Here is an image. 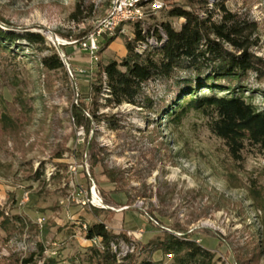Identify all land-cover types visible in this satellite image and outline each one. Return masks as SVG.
<instances>
[{"label": "rangeland", "instance_id": "374dc122", "mask_svg": "<svg viewBox=\"0 0 264 264\" xmlns=\"http://www.w3.org/2000/svg\"><path fill=\"white\" fill-rule=\"evenodd\" d=\"M110 1L84 0L86 18L76 23L69 16L77 0H0V18L11 28L0 27L41 34L64 64V72H44L41 54L24 42L0 53V264H23L40 248L59 264H102L82 225L101 220L126 237L115 215L121 225L144 231L123 264H172L171 257L147 247L162 232L189 236L214 253L215 264H264V149L246 144L233 159L210 132V117L192 109L178 119L127 103L106 106L107 96L100 93V120L91 116L98 65L122 59L125 40L133 39V25L115 33L107 48L104 36L97 61L79 48L81 35L105 17ZM162 3V10L148 13L146 27L169 22L178 30L184 20L168 17L174 6L192 5L204 17V9L223 4L255 24L250 52L264 60V0ZM213 20H219L217 12ZM145 90L169 108L163 87L150 83ZM243 98L257 107L264 103L258 92H244ZM82 104L89 134L73 120L72 107ZM92 190L108 208L90 205ZM123 207L128 209H109ZM91 209L111 214L95 217Z\"/></svg>", "mask_w": 264, "mask_h": 264}, {"label": "trees", "instance_id": "16d2710c", "mask_svg": "<svg viewBox=\"0 0 264 264\" xmlns=\"http://www.w3.org/2000/svg\"><path fill=\"white\" fill-rule=\"evenodd\" d=\"M83 2L77 0L75 3L69 16L72 22L78 23L86 18L83 16ZM216 9L218 11L204 9L205 16L200 17L201 9L192 5L189 9L172 7L168 17L184 20L178 30L169 22L152 27L134 24L133 39L125 40L126 55L119 61L109 60L97 67L91 116L100 120L95 117L100 93L107 96L106 106L127 103L155 114L161 110L176 115L178 119L192 109L210 117V132L224 142L233 159L240 158L246 144L264 149V103L257 107L243 98L244 92H258L264 100V60L250 52V47L256 44L252 40L255 24L229 12L223 4L217 5ZM215 12L219 14L218 21L213 20ZM0 23L11 28L1 18ZM117 37L106 38L105 48ZM16 42H24L41 54L39 64L44 72H64L59 55L54 48L47 46L41 34L29 31L16 34L0 27V53ZM139 43L145 46L140 52L137 51ZM150 83L163 87L165 95L170 96L169 108L146 94L145 87ZM202 91L211 93L200 94ZM72 108L75 126L82 127L89 134L91 122L85 116L87 107L82 104ZM89 149L93 152L92 146ZM91 211L95 217L101 212L111 214L110 210ZM85 237L101 239L103 249L93 247L91 251L102 264L106 260L117 263L111 244L128 241L125 235H116L105 229L101 220L87 226ZM147 247L151 252L160 251L171 257L172 264H215L214 253L187 235L162 232L160 237L150 240ZM130 257L128 255L123 261ZM38 260L42 264H59L54 258L43 257L41 248L35 258L32 256L23 264H36ZM129 264L162 262L143 259Z\"/></svg>", "mask_w": 264, "mask_h": 264}, {"label": "built area", "instance_id": "2783aa9c", "mask_svg": "<svg viewBox=\"0 0 264 264\" xmlns=\"http://www.w3.org/2000/svg\"><path fill=\"white\" fill-rule=\"evenodd\" d=\"M162 0H111L110 7L105 15V17L97 21L90 31L84 36L82 40L78 42L79 48L83 51L89 53L90 58L97 61V53L99 50V40L104 36L112 37L115 33H124V27L126 25L140 24L144 27L148 13H156L163 9ZM143 43L137 45V51H141L144 48ZM93 191L91 193V201L89 202L92 207L108 208L102 204L101 199L96 195V200H94ZM114 212H121L127 210L128 207H123L119 209L109 208ZM147 218L152 222V224L157 225L150 217L146 215ZM87 225H82V231L85 236ZM105 229L108 231H114L116 229L109 227L105 224ZM144 234L143 229L137 231H127L126 237L127 242L120 241L117 244H111L113 252L116 254L117 263L123 261L125 257L130 255L134 249L136 243L142 238ZM86 238V237H85ZM90 244L94 247L103 249L101 244V239L94 237L92 239H87Z\"/></svg>", "mask_w": 264, "mask_h": 264}, {"label": "crops", "instance_id": "0c3cea01", "mask_svg": "<svg viewBox=\"0 0 264 264\" xmlns=\"http://www.w3.org/2000/svg\"><path fill=\"white\" fill-rule=\"evenodd\" d=\"M125 55H126V49L123 50V51L120 53L119 56H120V58H123ZM115 217H116V215H115ZM115 217H114V220H115L114 223L117 225V226H116L117 228H120V229L122 228L123 230H126V231H134V230L136 231V230L141 229V228H137V229H134V230H133V229H130V227H127L126 225L123 226V225H121V224L119 223L120 220L117 219V218H115ZM104 223L106 224V222H104ZM115 224H114V225H115ZM112 225H113V224H112ZM138 227H139V226H138Z\"/></svg>", "mask_w": 264, "mask_h": 264}, {"label": "bare ground", "instance_id": "6f19581e", "mask_svg": "<svg viewBox=\"0 0 264 264\" xmlns=\"http://www.w3.org/2000/svg\"><path fill=\"white\" fill-rule=\"evenodd\" d=\"M93 196H94V200H96V193H95V191H93ZM97 201V200H96Z\"/></svg>", "mask_w": 264, "mask_h": 264}]
</instances>
